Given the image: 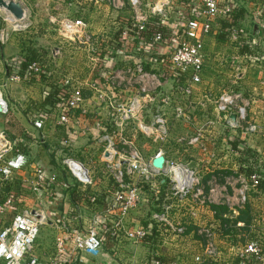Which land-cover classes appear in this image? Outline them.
I'll use <instances>...</instances> for the list:
<instances>
[{"label":"crops","instance_id":"obj_1","mask_svg":"<svg viewBox=\"0 0 264 264\" xmlns=\"http://www.w3.org/2000/svg\"><path fill=\"white\" fill-rule=\"evenodd\" d=\"M19 1L23 3L22 0ZM72 1L79 6L92 2V0ZM148 1L152 0H145L146 3ZM171 1L174 6L168 10L166 23L174 28V26L178 27L181 20L185 19L181 14L188 12L191 6L195 7L197 0ZM235 1L245 10L244 21L241 24L242 29L248 30L247 25L251 24L253 28L252 42L254 45L256 42H261V47H264V25L254 21L260 8L264 6V0ZM48 2L47 4H49ZM63 3L64 0H58L59 12L49 13L48 19L41 25L39 33L43 38L52 41L58 39V45H52L48 49L43 47L49 52L43 67L49 73L47 80L49 83L60 84L64 78L69 77L72 81L85 84L98 79L99 74L106 73V70L102 71L100 68L105 65V60L110 59L104 55L103 57L94 56V61L91 59L86 63H78L79 61L65 63L66 45L68 49L74 51L70 55L77 54L76 51L80 50L81 45L65 41L60 36L57 21L64 19V17L72 20L80 19L85 24V33L87 32L92 39L95 36L99 39L116 16L106 10L95 11V6L92 7V10L85 9L84 11L82 7H79L74 13H66L67 6H72L73 3L68 2L66 7ZM0 10L2 15L7 13L1 8ZM119 19L121 18L119 17ZM51 31L55 32L56 38L53 39L50 36ZM215 31L216 24L212 27V34L205 38L203 51L204 67L209 64L208 70L212 72L206 69L204 71L203 68L202 83L194 87V94L188 101H180V98L174 94L172 108L169 110L160 107V110L171 112L172 115L164 113L167 122L174 119L173 127L170 126L171 122H169L170 127L168 126V139L172 142L173 151L169 158L172 161H177L176 158L179 159L180 156L186 157L184 162L190 165L188 167L199 176L205 193L212 184L221 187L227 180H231L230 185L222 187L224 190L222 195L225 198L221 200L225 201L227 206L209 204L207 207H199L195 205L196 215L189 217L187 205L183 208L173 205L168 214L169 219L175 223H186V232L179 237H172L155 225L151 216L160 212L152 211L146 214L142 208L140 209V206L145 205V202H152L143 192L140 191V200L136 207L126 215H121L118 209H111L112 203L110 202H113L114 195L117 193V186L113 187L107 177L102 175L101 180H93L89 187H79L80 184L73 180L63 167L62 159L64 155L69 157L70 147L78 146L84 140L86 141L84 149L87 152L94 149V145L98 143L97 136L99 133L95 129L90 131V135L86 133L87 130H84L83 134L80 133L81 129L76 126V110L69 118L70 123L59 127L60 129L56 126L57 117L61 113L59 109L54 108L50 111L46 108L45 111H50L47 119L39 120V112L26 107L30 101L38 103L42 100L43 86L36 80L8 79L4 63L7 59L19 55L21 48L17 49V40L9 41L10 36L6 43H0V86L4 85V88L1 89V95L9 106L7 115L0 114V132L6 130L13 134L12 143L14 140L26 143L27 153L25 156L28 160L27 165L22 170L13 174V180L9 181L11 186L7 187V184L1 186L0 184L1 192L9 191L15 200L12 213L6 214L3 218L8 221L13 214L26 208L42 209L46 212L47 224L41 228L39 238L41 235L42 237L37 239L33 247V255L41 263L47 264L54 257L58 241H63V244L67 245L70 237L83 233L90 226L95 227L98 231V236L102 242L101 249L96 254L90 255L84 252H74L71 245H68L64 255L67 257L66 263L149 264V261L155 258L161 262H166L163 264L173 262L176 264H194L193 256L201 251L203 243V238L197 234V230L199 227H209L210 225L213 226L214 242L223 254L222 260L217 264H236V259L234 261L230 253L234 247L251 239L260 238L264 241V186L262 185L255 190L248 189L245 192V204L240 205L238 197L242 185L240 182H236L237 178L246 175L245 169L250 164L253 167H258L264 176V63H248L247 59L238 53L239 46L236 43V36H233L228 43H216ZM109 35L112 36L110 32ZM233 41H235L234 45L231 43ZM9 42L11 43L6 46ZM106 43H108L107 39L104 38V47L107 46ZM229 43L234 47L235 54L229 53V49H231ZM82 49L86 53L88 52V46H82ZM167 50L165 48L164 52ZM114 63L109 66L111 67ZM235 67L239 70L237 75L234 72ZM225 91L240 94L243 102L247 104V122L257 127L256 132L244 133L239 127H227L222 117L216 113L211 100ZM176 106L184 107L182 119L176 117L174 112ZM23 111H26L27 114L24 115ZM31 120H39L42 127L40 129L34 128ZM67 127H70V132L75 134L76 138L68 141L64 149L56 151L52 156L53 151H51L50 145L57 140L60 134L64 137L62 138L64 139L63 143L67 142ZM34 132L40 133L42 138L49 142V148L45 146L41 148V143L34 139ZM183 132L186 133V146L180 151L179 148L182 146L180 140ZM25 135H28L31 140L26 141L23 137ZM83 135L85 137L82 139ZM226 136L243 140L246 146L255 153L257 162L253 164L251 159L244 162L245 159L230 148ZM193 139L196 140L192 141ZM178 151L181 153L179 154ZM162 155L164 156V154ZM164 158L168 160L166 156ZM93 161L99 165L100 169L107 171L102 155H97ZM36 168H41L46 175L56 176L57 179L52 184L50 196L46 190L35 193L29 187L30 181L36 176ZM162 178L160 184L164 183ZM27 179L28 183L24 182ZM128 180L133 184L139 182L135 175L129 177ZM54 193L56 197H54ZM91 198H94L93 202L90 201ZM156 200L158 201V198ZM161 209H163V205ZM216 209H224L225 212L219 214ZM213 211L215 212L214 215L212 214ZM223 218L230 220L226 222L223 221ZM116 219L121 220L122 229L119 230L118 236L115 238L111 235V230L112 223ZM146 224L147 230L152 232V236L141 242H132L124 238V231L139 227L145 228Z\"/></svg>","mask_w":264,"mask_h":264},{"label":"built area","instance_id":"obj_2","mask_svg":"<svg viewBox=\"0 0 264 264\" xmlns=\"http://www.w3.org/2000/svg\"><path fill=\"white\" fill-rule=\"evenodd\" d=\"M8 1V0H5ZM97 4H107L113 10L112 12L117 17V14L125 4L121 0H94ZM221 0H197L196 6H192L188 12H184L181 15L185 19L181 20V24L174 26L173 32H180V36L177 37L173 44L168 45V51L165 53V46L163 45L160 34H157L154 38L156 45L151 51V54L156 56H163L162 66L170 70V74L179 73L185 77L183 84H177L174 88L175 94L180 98L188 101L194 94V87L202 83V72L204 68V42L205 38L211 34L213 24L215 20L225 13L229 12L228 7H219ZM128 6L130 8V17L132 24L135 26V31L144 30V24L148 18H157L166 23L168 10L172 8L173 3L171 0H152L151 2H145L144 8H142L141 0H128ZM185 10V9H184ZM1 11V10H0ZM25 18V17H24ZM23 18V19H24ZM22 20L15 19L10 13H0V43H6L9 39L10 33L7 28H3L2 22L7 26L10 25L12 31H16L22 27L20 22ZM256 21L258 20V14L256 15ZM55 21V20H54ZM59 27L60 36L67 42L72 44H80L81 46H88V52L92 56H106L112 55L111 46L106 48L103 46V36L98 39L95 36L92 37L85 33V24L80 20H72L67 17L57 21ZM118 22V24H117ZM259 23V22H258ZM167 24V23H166ZM116 25L120 26L118 43L120 47L124 49L128 45L133 47V41L136 39V33L129 34V28L125 23L115 20L108 26L105 31L109 33L111 30L116 31ZM27 24L24 26L26 27ZM113 26V28H112ZM112 34V33H111ZM112 38V36H110ZM117 44V41L115 42ZM132 43V47L130 45ZM253 43V42H252ZM254 44V43H253ZM161 50V53H159ZM91 60V59H90ZM156 69L162 68L158 63ZM43 66L41 63L34 62L29 65L28 69L31 73H40ZM146 71V70H145ZM143 71L141 66H136L134 69L123 68L120 70L110 69L106 70V73H101L98 79H94L91 84L93 86L103 87L106 92H100L103 94H110L109 90L114 88V85H122L126 89L132 82L139 85V93L137 97L139 100H145L148 93H155L161 87V80L158 74L151 71ZM239 70L235 67L234 72L237 75ZM19 77L11 76L8 79L17 80ZM20 79V78H19ZM60 87L66 88L68 98L65 101V108L71 109L74 112L83 102L82 88L83 84L76 81H72L69 77L64 78L63 82L59 84ZM0 86V114L7 115L9 112V106L7 101L1 95ZM96 88V89H97ZM90 90V89H89ZM128 90V89H127ZM129 92V90H128ZM125 91V93H128ZM207 96L209 94H206ZM174 96V94L172 95ZM167 98L163 101L166 103ZM216 113L222 117L227 127L235 128L239 127L244 133H254L257 131V127L247 122V104L243 102L240 94L233 91H225L216 95L212 100ZM139 107V102L135 99L129 104V109L123 111L122 120L134 118V114ZM119 111V109H116ZM174 112L177 118H181L184 115V107H174ZM143 113V112H142ZM73 115V113H72ZM234 116V120L231 116ZM139 131L146 137L150 138L153 143H160L168 139V129H166V118H164V112L158 113L154 116L151 123L146 124L145 117L139 114L137 115ZM69 122L67 115L61 113L57 117V124L64 126ZM33 127L40 129L42 123L39 120L33 121ZM96 131L99 133L97 138L98 142H105L106 147L102 153V159L104 160L106 169L112 173L114 181L117 185V193L113 198V205L111 209H118L121 215H126L131 209L135 208L140 200V188L139 184H149L156 176H164L169 182V196L175 201V203L163 205L162 212L154 213L151 219L155 225L163 229L164 232L172 237L183 236L186 232V226L183 223H175L168 217L169 211L173 205H177L179 208H183L187 205V215L194 217L196 215V207H207L209 204L226 205L222 198H225L222 194L224 190L222 187L230 185L231 180H227L223 186L216 187L212 184L207 193L204 192L200 183V178L196 172L188 167L177 164L175 161L165 159V163L162 169H155L149 163L145 162L140 153L135 149H131L128 146V151L122 150L119 153L118 159L115 161L114 154H118L112 148L110 132H106L108 129L103 128L101 124L96 125ZM100 128V130H98ZM103 134L102 131H104ZM193 139L192 141H195ZM12 145L6 141L4 133L0 132V184L13 180V174L16 171L22 170L27 165V158L22 153H17L15 156L4 159V154L8 150H12ZM158 153L156 156L160 155ZM162 155V154H161ZM155 156V157H156ZM152 160V159H151ZM62 165L66 169L69 176L77 183L84 187H89L92 184L88 169L79 161L66 157L62 159ZM85 174L87 180H81L82 175ZM34 178L30 181V188L33 192H39V187H44L45 182L54 184L56 182L55 175H47L43 178V170L41 168L35 169ZM136 176L139 182L136 184L125 182V176ZM164 181V180H163ZM28 183V179L24 180ZM237 183H241L242 187L239 191L240 205H244L246 198L245 192L249 189H258L262 185L264 186V176L258 167L254 168V171L247 175L241 176L236 179ZM1 190V188H0ZM47 194L50 196L52 192L48 189ZM43 190V191H44ZM5 195L0 199V264H43L37 257L33 255L34 243L39 235L40 228L47 224V214L42 209L26 208L19 213H15L11 216L10 220L6 221L3 217L6 214L12 213V207L15 204L14 196L9 191H3ZM90 201H94L91 198ZM227 206V205H226ZM214 215L215 212L213 211ZM122 223L120 219H116L112 223L111 235L115 238L118 236V232L122 229ZM148 233L152 236L147 229L143 227L128 229L123 232L124 238L132 242H141L147 238ZM197 234L203 238L201 251L193 256L194 264H217L223 258L221 250L218 249L214 242L213 226L199 227ZM63 241H58L56 246V252L54 257L47 264H58L63 262L61 257L66 254L68 245H71V249L74 252H84L87 254H96L102 247V242L98 236V231L95 227H88L83 233L70 237L69 244L64 245ZM231 258L236 264H249V261H259L264 264V241L262 239H251L242 245H238L231 250ZM66 259L67 257L64 256ZM64 262H67L64 261ZM159 264L158 261L154 262ZM171 264H176L175 262Z\"/></svg>","mask_w":264,"mask_h":264},{"label":"rangeland","instance_id":"obj_3","mask_svg":"<svg viewBox=\"0 0 264 264\" xmlns=\"http://www.w3.org/2000/svg\"><path fill=\"white\" fill-rule=\"evenodd\" d=\"M47 1H49L47 4ZM124 4L125 7H123L117 14L116 17V21H120L121 23L123 22L122 19H119V17H121L122 15V11H124V8L127 7V10H125V13L127 15V13L130 14V8L128 6V0H121ZM21 3V1H16ZM23 3H21L22 7L24 8V12H25V18L23 19V21H21L22 27L18 28L16 31H12L10 25H5L2 22V26L3 28H7V30L10 33V40H17L18 43H16L17 49L21 48L20 53L24 52L23 50L28 47H32L33 49L39 50V52L41 53L42 57H43V61H42V65H45V60L46 57L48 56V50H45L46 48L48 49V47L52 46V45H58V39L55 37L56 34L54 31L50 32V36L54 39V41L50 40V39H45L42 37V35L39 33L41 30V25L42 23H44V21H46L49 17L50 14L53 13H57L59 12L58 10V0H22ZM54 2V4H53ZM61 2V1H60ZM68 2L73 3L72 6H67L68 9H66V13L71 12L74 13V11L76 10V8L82 7L85 11V9L87 10H92V7L95 6V11H101V10H106L108 12H112V8L110 6H108L107 4L103 3V4H96L94 3V0H92V2H87L86 4H83L82 6H79L77 4H74V2L72 0H64L63 5L66 7V4H68ZM142 2V8H144V4H145V0H141ZM151 2V1H150ZM52 3V4H51ZM24 4V5H23ZM94 4V5H93ZM99 7V8H98ZM192 7V6H191ZM144 10H146V8H144ZM50 13V14H49ZM113 13V12H112ZM255 21V19H254ZM216 22V20H215ZM214 22V24H216ZM1 23V21H0ZM84 23V22H83ZM258 23V22H256ZM27 24L26 27H24ZM118 24V22H117ZM213 24V25H214ZM116 31L111 30L110 33H112V38L113 36L118 32L117 30L120 29L119 25L115 26ZM113 28V26H112ZM247 28L251 29V24L247 25ZM252 30V29H251ZM106 31V30H105ZM103 38L107 39L106 43V48L110 47V42L112 41V38L110 37L109 33L104 34ZM235 41L231 42L232 44ZM11 42L7 43V45H9ZM21 45V46H20ZM66 45V44H65ZM131 47L133 46L132 43H130ZM234 45V44H233ZM229 46L231 49H229V53H234V47L231 46V44L229 43ZM45 49H44V48ZM161 53V50H159ZM74 51L70 50L67 48L66 45V62L65 63H70L73 61H79L78 63H86L87 61H89L90 59H92V56L90 55L89 52L86 53V51H84L82 49V46L80 47V50L76 51V53H74V55H70V53H72ZM19 53V54H20ZM161 56V55H158ZM126 60L125 61V67L126 68H131L134 69L136 66H141V68L143 69V71H145V58L140 57L138 55V53L132 48H130L128 45L125 47L124 49V56L122 57ZM207 62V61H206ZM163 61H161L160 66L162 68H159V71L161 72L160 75H158L160 77L161 80V87L159 88V90L155 93H148L146 99L144 100H139V97H137V94L139 93V85L137 83L132 82L131 85L129 87H127V89L122 86V85H114V88L112 90H109L111 93L110 94H103L101 95L100 92H106V90L103 87H96L93 86L92 80L89 82H86L85 84H83V88H82V96L84 99V102L76 109L77 111V125L79 127L80 133L83 134L84 130H87L86 133H88L89 135L91 134L90 131L92 129H96V125L101 124L103 126V128H106L110 131L112 138H111V143H112V148L115 152H117L118 154H114L115 156V161L116 159H118L119 153L122 152V150H125V152H127L128 146L130 145L131 149H135L136 151H138L141 155V157L144 159L145 162L149 163L150 161H152L151 159H153L158 153L164 154V156H166L168 158V160L172 161L171 155H172V142L169 139H166V141L160 142V143H153L151 141L150 138L146 137L144 134H142L139 129L137 128L138 122L135 119L137 118V115H141L143 114V116L145 117V122L146 124L151 123V121L153 120L154 116L158 113H163L162 110H160V107L165 108V109H171L172 108V104L173 102V94H175L174 92V81L172 80V78L170 77V70L166 67L162 66ZM207 64V63H206ZM208 66L209 64L205 65L204 67V71L205 69L207 71H211L208 70ZM125 67H119L116 70H120L123 69ZM157 66H152L151 69H155ZM86 72L87 70L84 69ZM146 71H150V70H146ZM145 71V72H146ZM212 72V71H211ZM183 77L181 76V79ZM97 88V89H96ZM234 88L235 85H234ZM90 89V90H89ZM233 90V88H231ZM125 91H127L128 93H125ZM167 98L166 103H164L163 101ZM136 100L139 102V107L137 109V111L135 112V116L132 119H127V120H122V116H123V111H127L129 108V104L132 103L133 100ZM180 101L185 102L184 99H180ZM116 109H119V111H117ZM143 112V113H142ZM164 113L171 114L170 111L166 112L164 111ZM172 115V114H171ZM165 118V117H164ZM168 118V116H167ZM176 118V117H175ZM182 119V117H181ZM186 119V117H185ZM169 120V119H168ZM169 122H171L170 126L173 127V123H174V119L169 120L166 123V129H168L169 126ZM57 128L62 127L61 125L57 124L56 125ZM169 126V127H168ZM77 127V128H78ZM171 127V129H172ZM60 129V128H59ZM100 130V128L98 129ZM2 132V131H1ZM6 132V133H5ZM105 132V130H104ZM4 133V137L6 139V141H8L10 143V145H12V140L14 139L13 134L9 133V131H3ZM59 135V134H58ZM61 135V134H60ZM59 135V136H60ZM180 135V134H179ZM181 135V144L182 146L179 148L180 151L181 149L185 148L186 146V133L183 132ZM34 139H36L37 142L41 143V148H43V146H45L46 148H49V142H47L44 138H42L40 133H33ZM57 137V140L51 143V151H53V153H51L52 156H54V153L57 151H60L61 149H64L65 145H67L68 140H66V143H63L62 138H64L63 136ZM85 137V135H83V137H81L82 139ZM91 137V136H90ZM59 138V139H58ZM179 142V143H180ZM82 144L78 145V146H74V147H70L71 152H69V157L73 158L77 161H80L89 171V175L91 178V181H95V179L101 180V176H105L108 178V180L110 181V184H112L113 187H116V182L114 181V178L112 176V173L109 172L107 169V171L100 169L99 165H97V163H95L93 160L96 158V156H100L102 155L105 147H106V143L105 142H98L96 145H94V149H91V151L87 152L85 148V143L86 141L84 140L83 142H81ZM156 144V145H155ZM12 150H8L7 153L4 154V159L9 158L12 155V151H13V145L11 146ZM86 150V151H85ZM174 150V149H173ZM180 151L179 154L181 153ZM50 155V154H47ZM50 155V156H51ZM66 155H64L63 159L66 158ZM68 157V156H67ZM177 161H175L177 164L188 167L190 165L186 164V162H184L186 160V157H181L178 159L176 158ZM167 160V159H166ZM174 161V160H173ZM181 162V163H180ZM55 166H57L55 164ZM62 166V165H60ZM189 168V167H188ZM105 174V175H104ZM125 176V175H124ZM162 178V176H156L153 178L152 182L149 184H143L140 183L139 184V188L140 191L143 192L148 198L149 200H151L152 202L150 203H146L145 205L140 203V209L142 208L144 210V213H149L152 212L155 209V203H157L155 197L160 195L161 192V187H160V179ZM129 177L125 176V182H130ZM162 180H164L165 183V191L163 194H165V196L163 197L164 199L161 201V203L164 204H171V203H175V201L173 199L170 198L169 196V182L167 180V178H165L163 176ZM131 183V182H130ZM137 183V182H135ZM116 185V186H115ZM144 185V188H142V186ZM141 186V187H140ZM79 187H83L82 185H79ZM2 189L0 190V194L3 197V193L1 192ZM1 199V198H0ZM159 199V198H158ZM168 202V203H167ZM184 226H186V223H183ZM246 229V228H244ZM41 230V228H40ZM40 232V231H39ZM40 235V233H39ZM39 235L37 237V239H41L42 235L39 238ZM36 239V241H37ZM36 241L34 243V245L36 244Z\"/></svg>","mask_w":264,"mask_h":264},{"label":"trees","instance_id":"obj_4","mask_svg":"<svg viewBox=\"0 0 264 264\" xmlns=\"http://www.w3.org/2000/svg\"><path fill=\"white\" fill-rule=\"evenodd\" d=\"M219 7H228L230 11L216 19L215 22L216 31L214 34V39L216 43L218 44L228 43L233 36H236L237 39L236 43L239 46L238 53L241 56H244L247 59L248 63H255V64L264 63V47H261L262 45L261 42L259 43L256 42L255 45L252 43L253 28L251 27L252 30L242 29L241 24L244 21L245 10L239 4H237L235 0H221V2L219 3ZM125 10H127V7L124 8V11L121 12L122 15L120 18L122 19L123 23H125L126 27L129 28L130 35L134 34L135 36L136 33V39L133 41L134 50L138 53L140 57L145 58L144 70H150L151 72L160 75L161 72L159 71V69L156 68L151 69L152 66L161 63V60L163 59V56H156L154 54H151V51L154 49L156 45L154 38L157 34H160L163 45L167 49L168 45L170 44L172 45L173 44L172 42H174V40L180 36V32L174 33L173 26L167 25L165 22L157 18H148L144 24V30L136 32L135 26L132 24L131 20L129 19L130 14L127 13L126 15ZM255 22H261L262 25H264V6L260 8L258 12V20ZM119 33L120 30L113 36L112 41L110 42L112 55L109 54V57H107L110 60H105V65H103V67L106 69H104L103 67L100 68L102 71L110 69L111 67L113 69H117L119 67L120 68L125 67L126 60L124 58L122 60L123 49L120 47V43H118ZM116 41L117 44L115 43ZM23 51L24 52L20 53L19 55L7 59L4 65H5L6 75L8 78L11 76H17L24 81L36 80L43 86L42 100L38 103L30 101L27 103L26 108L33 109L39 112L38 119L42 121L47 119L48 113L54 108L59 109L62 115L63 114L67 115L69 118L72 117V113H73L72 110L71 109L68 110L65 108V101L68 98V93L66 91V88L60 87L59 84L49 83V81H47L49 79V73L44 67L41 68L40 73H31L28 69L29 65L34 62L37 63L39 62L42 65L43 57L39 52V50L33 49L32 47H28V48L25 47ZM167 51H165V53ZM111 63L114 64L111 65L110 67L109 65ZM181 76L183 77L182 79ZM169 78H172V80L174 81L173 83L174 87L177 84H183L185 82V77L183 75H180L179 73L170 75ZM46 108L49 109L50 111H45ZM23 114L24 115L27 114L26 111H23ZM31 121L33 122V120ZM67 128H68V132L66 135L67 136L66 139L68 141H72L76 138V136L75 134L70 132V127ZM103 132L104 131H102L101 134H103ZM106 132H110V131L107 130ZM23 137L24 139H26V141L31 140V138L28 135H25ZM226 140L230 148L236 151L245 159L243 160L244 162L248 161L249 159L252 160L253 164L257 162L255 153L246 146L243 140L233 136L231 137L226 136ZM12 144H13V151L11 155L12 157L15 156L17 153H22L24 155L27 153V144L24 143L23 141L14 140V143ZM254 168L255 166L253 167V165L251 164L248 165L245 169V174L248 176L254 171ZM46 177L47 175L43 172V178L45 179ZM165 183L166 181L160 184L161 192L160 195L158 196L159 198L158 201H156L157 203H155V209L153 210V212H161L162 210L161 207L163 204L161 203V201L164 199L163 197L165 196V194H163L166 188ZM5 184H7L6 185L7 187L11 186L10 182H6ZM51 188H52V184H50V182L48 181L45 182L44 187H39V191L41 192L44 189H48L50 192H52ZM142 188H144V185L142 186ZM3 195L5 194L3 193ZM54 197H56L55 193H54ZM0 198H2L1 194H0ZM156 198L157 196L155 197V199ZM110 203H112V205L114 204L112 201ZM216 210L219 212V214L225 212L224 209H216ZM229 220H230L229 218H223V221L228 222ZM145 229H148L147 224L145 225ZM149 236L151 235L148 233L147 237ZM61 260H63V262H60L58 264H68L64 262L67 260L64 256L61 257ZM155 261H158L159 264L166 263L153 258L149 261V264H155L154 263ZM249 264H262V263L259 261L251 260L249 261Z\"/></svg>","mask_w":264,"mask_h":264},{"label":"water","instance_id":"obj_5","mask_svg":"<svg viewBox=\"0 0 264 264\" xmlns=\"http://www.w3.org/2000/svg\"><path fill=\"white\" fill-rule=\"evenodd\" d=\"M0 8L6 11L7 13H10L17 20H22L25 16L24 8L19 2H15L12 0H8V1L0 0ZM231 119L234 120L233 115L231 116ZM164 163H165V158L161 154L154 157L151 161V165L155 169H162ZM81 180L84 181L87 180L85 174L82 175Z\"/></svg>","mask_w":264,"mask_h":264}]
</instances>
